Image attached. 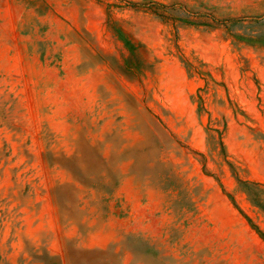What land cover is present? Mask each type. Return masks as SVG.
Listing matches in <instances>:
<instances>
[{"label": "rangeland", "instance_id": "374dc122", "mask_svg": "<svg viewBox=\"0 0 264 264\" xmlns=\"http://www.w3.org/2000/svg\"><path fill=\"white\" fill-rule=\"evenodd\" d=\"M236 176L264 0H0V264H264Z\"/></svg>", "mask_w": 264, "mask_h": 264}, {"label": "trees", "instance_id": "16d2710c", "mask_svg": "<svg viewBox=\"0 0 264 264\" xmlns=\"http://www.w3.org/2000/svg\"><path fill=\"white\" fill-rule=\"evenodd\" d=\"M220 143L222 145V148L224 149L225 146L223 142ZM236 177L240 187L245 191L251 203L254 206L258 207L264 213V184L252 179H245L241 176H236ZM249 220L251 221L252 226L264 239V230L258 224L253 222L251 219Z\"/></svg>", "mask_w": 264, "mask_h": 264}]
</instances>
